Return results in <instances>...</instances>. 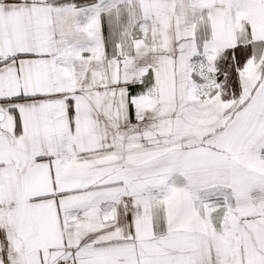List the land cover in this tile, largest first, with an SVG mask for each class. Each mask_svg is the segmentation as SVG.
Here are the masks:
<instances>
[{
	"label": "snow or ice",
	"instance_id": "1",
	"mask_svg": "<svg viewBox=\"0 0 264 264\" xmlns=\"http://www.w3.org/2000/svg\"><path fill=\"white\" fill-rule=\"evenodd\" d=\"M0 264H264V0H0Z\"/></svg>",
	"mask_w": 264,
	"mask_h": 264
}]
</instances>
